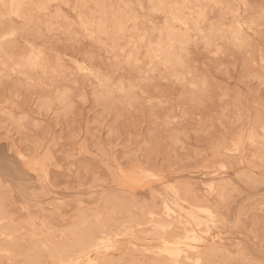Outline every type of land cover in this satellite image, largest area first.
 <instances>
[{"label": "rangeland", "instance_id": "obj_1", "mask_svg": "<svg viewBox=\"0 0 264 264\" xmlns=\"http://www.w3.org/2000/svg\"><path fill=\"white\" fill-rule=\"evenodd\" d=\"M27 1L0 0V264H264V0Z\"/></svg>", "mask_w": 264, "mask_h": 264}, {"label": "bare ground", "instance_id": "obj_2", "mask_svg": "<svg viewBox=\"0 0 264 264\" xmlns=\"http://www.w3.org/2000/svg\"><path fill=\"white\" fill-rule=\"evenodd\" d=\"M9 1H10V0H9ZM28 1L30 2V0H28ZM28 1H27V3H29ZM32 1L34 2V0H32ZM44 1H45V0H44ZM46 1H47V0H46ZM61 1H62V0H61ZM73 1H74V0H73ZM95 1H96V0H95ZM98 1H99V0H98ZM111 1H112V0H111ZM114 1H115V0H114ZM114 1H113V2H114ZM116 1H117V0H116ZM124 1H125V0H123V3H124ZM126 1H127V0H126ZM153 1H154V0H153ZM164 1H165V0H164ZM176 1H177V0H176ZM176 1H175V2H176ZM187 1H188V0H187ZM189 1L191 2V0H189ZM189 1H188L187 3H190ZM196 1H197V0H196ZM199 1H200V0H199ZM205 1H206V0H205ZM229 1H230V0H229ZM232 1H233V0H232ZM246 1H247V0H246ZM4 2L6 3V1H4ZM4 2H3V3H4ZM62 2H63V1H62ZM66 2H67V1H66ZM68 2H69V1H68ZM96 2H97V1H96ZM107 2H108V1H107ZM113 2H112V3H113ZM165 2L167 3V1H165ZM170 2H171V1H170ZM172 2H173V0H172ZM224 2H225V1H224ZM234 2H235V1H234ZM5 3H4V4H5ZM8 3H9V2H8ZM8 3H7V4H8ZM34 3H35V2H34ZM45 3H47V2H45ZM63 3H64V2H63ZM99 3H101V1H100ZM119 3H120V2H119ZM123 3H121V5H122ZM132 3H133V2H132ZM144 3H145V2H144ZM144 3H143V4H144ZM180 3H183V2L180 1ZM231 3H232V2H231ZM1 4H2V3H1ZM10 4H11V3H9L8 6H9ZM12 4H13V3H12ZM24 4H25V3H24ZM31 4H32V3H31ZM35 4H37V3H35ZM61 4H62V3H61ZM61 4H60V6H61ZM66 4H67V3H65V5H66ZM74 4H75V2L73 3V5H72L71 8H73ZM105 4H106V3H105ZM113 4H114V3H113ZM115 4H116V3H115ZM129 4H130V3H129ZM146 4H147V3H146ZM154 4H155V3H154ZM169 4H174V3H169ZM178 4H179V1H178ZM178 4H177V5H178ZM196 4H197V3H196ZM228 4L230 5V3H228ZM245 4H247V3H245ZM5 5H6V4H5ZM32 5H33V4H32ZM46 5H47V4H46ZM52 5H53V4H51V6H52ZM98 5H99V4H98ZM100 5H101V4H100ZM111 5H112V4H110L109 7H111ZM118 5H119V4H118ZM127 5H128V4H126V6H127ZM134 5H135V4H134ZM139 5H140V4H139ZM185 5H186V4H185ZM187 5H188V4H187ZM192 5H193V4H192ZM232 5H235V4L232 3ZM232 5H230V6H232ZM247 5H248V4H247ZM2 6H3V4H2ZM27 6H28V5H27ZM48 6H50V5H48ZM51 6H50V8H51ZM122 6H123V5H122ZM141 6H143V5H141ZM144 6H145V4H144ZM144 6H143V7H144ZM149 6H150V5H149ZM193 6L195 7V5H193ZM230 6H229V7H230ZM244 6H246V5H244ZM250 6H251V5L249 4V7H250ZM252 6H253V5H252ZM4 7H5V6H4ZM24 7H25V6H24ZM29 7H32V6L30 5ZM33 7H34V5H33ZM33 7H32V8H33ZM58 7H59V6H58ZM74 7H75V6H74ZM115 7H117V6H115ZM155 7H156V6H155ZM174 7H175V6H174ZM174 7H173V8H174ZM183 7H186V6H183ZM229 7H228V10H229ZM232 7H234V6H232ZM232 7H231V8H232ZM246 7H247V6H246ZM249 7H248V8H249ZM2 8H3V7H2ZM8 8H9V7H8ZM8 8L6 7L7 10H8ZM27 8H28V7H27ZM32 8L29 9L30 12L33 11ZM34 8H36V7H34ZM48 8H49V7H48ZM60 8H61V7H60ZM123 8H125V7H123ZM130 8H132V9H133V8L136 9L134 6H133V7L131 6ZM145 8H146V6H145ZM173 8H172V9H173ZM188 8H189V7H188ZM231 8H230V9H231ZM248 8H245L244 11L246 12V10H247ZM6 9H5V11H6ZM24 9H25V8H24ZM57 9H59V8H57ZM61 9H62V8H61ZM101 9H104V8H100V10H101ZM132 9H128V10H131V11H132ZM142 9H143V8H142ZM142 9H141V10H142ZM162 9H163V8H162ZM166 9H167V7H165V12H167ZM176 9H177V8H176ZM184 9L187 10L186 8H184ZM189 9H190V8H189ZM236 9H237V8H236ZM243 9H244V8H243ZM251 9H253V8H251ZM10 10H11V9H9L8 11H10ZM13 10H14V9H13ZM25 10H26L27 12H29L27 9H25ZM25 10L23 11V9H22V12H25ZM48 10H50V9H48ZM70 10H71L70 12H72V9H70ZM117 10H118V12H119V8H117ZM147 10H148V9H147ZM150 10H151V9H150ZM159 10H160V9H159ZM191 10H193V9L191 8ZM224 10H225V8H224ZM37 11H38V10H37ZM37 11L35 10V12H37ZM58 11H59V10H57V12H58ZM113 11H114V9H113ZM123 11H124V10H123ZM126 11H127V9L125 10V12H126ZM131 11H128V13L131 12ZM133 11H134V10H133ZM133 11H132V12H133ZM137 11H138V10H137ZM156 11H157V9H156ZM174 11H175V9H174ZM182 11H183V10H182ZM234 11H235V10H234ZM22 12H19V13L21 14ZM43 12H44V11H43ZM50 12H51V10H50ZM106 12H107V11H106ZM115 12H116V11H115ZM170 12H171V11H170ZM183 12H184V11H183ZM38 13H40V12L38 11ZM48 13H49V12H48ZM53 13H54V12H53ZM58 13H59V12H58ZM93 13H94V12H93ZM104 13H105V11H104ZM150 13H152V12H150ZM153 13H154V12H153ZM175 13H176V11L174 12V14H175ZM4 14H6V13H4ZM26 14H27V13H26ZM26 14H25V16H26ZM29 14L31 15L30 17H32V18L35 17V16H34V17L32 16L33 13H32V14L29 13ZM46 14H47V13H46ZM49 14H50V13H49ZM59 14H62V13H59ZM90 14H91V16H92L91 11H90ZM95 14H97V13L95 12ZM99 14H100V13H99ZM137 14H138V13H137ZM182 14H183V13H182ZM186 14H187V13H186ZM186 14H185V15H186ZM35 15H36V14H35ZM42 15H43V14H42ZM44 15H45V14H44ZM62 15L64 16V14H62ZM73 15H74V14H73ZM75 15H76V14H75ZM81 15H82V14H81ZM102 15H104V14H102ZM116 15H117V14H116ZM177 15H178V14H177ZM250 15H251V14H250ZM250 15H249V16H250ZM21 16H22V19H23V15H21ZM25 16H24V18L27 19V17H25ZM66 16H67V15H66ZM79 16H80V15H79ZM91 16H90V17H91ZM93 16H94V15H93ZM111 16H112V13H111V15H110V19H109V21H106V20L104 19V20L107 22L108 27H111L112 25H114V24L109 25V22L111 23V21H110V20H111ZM125 16H126V14H125ZM137 16H138V15H137ZM183 16H184V14H183ZM203 16H204V15H203ZM247 16H248V15H247ZM249 16H248V17H249ZM49 17H50V19H52V16H51V15H49ZM49 17H48V18H49ZM60 17L63 18L61 15H60ZM74 17H75V16H74ZM90 17H89V18H90ZM104 17H105V15H104ZM122 17H124V16L122 15ZM130 17H131V16H130ZM167 17H168V16H167ZM181 17H182V16H181ZM184 17H185V16H184ZM184 17H182V18H184ZM236 17H238V16H236ZM241 17H243V16H241ZM260 17H262V16L260 15ZM35 18H36V19H38V18L40 19L39 16H38V18H37V16H36ZM67 18H68V16H67ZM69 18H70V17H69ZM89 18H88V19H89ZM92 18H93V17H92ZM98 18H100L99 15H98ZM98 18H97V19H98ZM101 18H103V16H102ZM169 18H170V17H169ZM25 19H24V20H25ZM44 19H45V17H44ZM44 19L42 18L41 21H43ZM55 19H56V18H54V20H55ZM65 19H66V18H65ZM70 19H74V18H70ZM77 19H78V18H77ZM97 19H94V20L97 21ZM106 19L108 20V18H106ZM137 19H138V17H137ZM141 19H142V18H141ZM166 19H167V18H166ZM193 19H194V18H193ZM236 19H237V18H236ZM258 19H260V18H258ZM28 20H29V17H28ZM30 20H35V19H30ZM54 20H53V21H54ZM61 20H62V19L57 20V21H61ZM92 20H93V19H92ZM102 20H103V19H102ZM128 20H129V19H128ZM167 20H168V19H167ZM178 20H179V17H178ZM255 20H256V18H255ZM263 20H264V18H263ZM6 21H7V26H8V24H9L11 21H14V20L9 21V23H8V20H6ZM35 21H36V20H35ZM35 21H34V22H35ZM44 21H47V19L44 20ZM51 21H52V20H49V21H47V22H51ZM55 21H56V20H55ZM57 21H56V22H57ZM63 21H64V19H63ZM72 21H74V20H72ZM96 21H94V22H96ZM105 21H104V22H105ZM112 21H113V20H112ZM241 21H242V20H241ZM4 22H5V21H4ZM29 22H30V21H29ZM39 22H40V21H39ZM56 22H55V23H56ZM65 22H69V21L66 20ZM70 22H71V20H70ZM70 22H69V23H70ZM77 22H78V21H77ZM106 22H105V23H106ZM114 22H116V19H115ZM114 22H112V23H114ZM133 22H134V21H133ZM140 22H143V21H140ZM190 22H192V21H190ZM232 22H234V21H232ZM252 22H254V21L252 20ZM255 22H257V21H255ZM259 22H261V24L264 23V22L262 23V19H261ZM15 23H16V22L14 21V24H15ZM32 23H33V22H32ZM32 23H30V24H32ZM37 23H38V22H37ZM37 23L35 22V24H37ZM42 23H43V22H42ZM44 23H46V22H44ZM52 23H53V22H52ZM58 23H59V22H58ZM69 23H65V24H69ZM84 23L86 24V22H84ZM88 23H89V22H88ZM138 23H139V22H138ZM143 23H144V22H143ZM166 23H167V22H166ZM188 23H189V22H188ZM198 23H199V22H198ZM244 23H247V22L245 21ZM38 24H39V23H38ZM49 24H50V23H49ZM53 24H54V23H53ZM62 24H64V23H63V22L60 23V25H62ZM76 24H78V26H79L80 23H76ZM76 24H75V25H76ZM91 24H92V23H91ZM95 24H97V23H95ZM124 24H125V23H124ZM126 24H127V23H126ZM126 24H125V25H126ZM133 24H134V23H133ZM133 24H131V25H133ZM139 24H140V23H139ZM167 24H169V23H167ZM170 24H171V23H170ZM174 24H175V23H174ZM191 24H192V23H191ZM191 24H190V25H191ZM229 24H230V23H229ZM255 24H256V23H255ZM17 25H18V24H17ZM51 25H52V24H51ZM55 25H56V24H55ZM71 25H72V24H71ZM135 25H136V24H135ZM135 25H134V26H135ZM143 25H144V24H143ZM193 25H194V24H193ZM215 25H216V24H215ZM220 25H221V24H220ZM263 25H264V24H263ZM18 26H19V25H18ZM63 26L66 27V25H63ZM69 26H70V24H69ZM69 26H68V29H69ZM90 26H91V25H90ZM126 26H127V25H126ZM134 26H133V27H134ZM162 26H163V25H162ZM173 26H175V25H173ZM187 26H189V25L187 24ZM217 26H218V25H217ZM228 26H229V25H228ZM246 26H247V25H246ZM257 26H260V25H257ZM261 26H262V25H261ZM2 27H3V26L1 25V28H2ZM8 27H9V26H8ZM15 27H16V26H15ZM71 27H72V26H71ZM75 27H76V26H75ZM92 27H93V26H92ZM95 27H97V26H95ZM106 27H107V26H106ZM113 27H114V26H112L111 29H113ZM115 27H116V26H115ZM131 27H132V26H131ZM136 27L138 28V27H140V26L136 25ZM141 27H142V26H141ZM164 27H165V26H164ZM166 27H167V26H166ZM175 27H176V26H175ZM193 27H194V26H193ZM193 27H192V29H193ZM211 27H212V26H211ZM213 27H214V26H213ZM218 27H219V26H218ZM251 27H252V26H251ZM1 28H0V29H1ZM13 28H14V27H13ZM16 28H17V27H16ZM58 28H59V27H58ZM78 28H79V27H78ZM153 28H154V27H153ZM160 28H163V27H160ZM195 28H196V27H195ZM195 28H194V29H195ZM214 28H216V27H214ZM219 28H220V27H219ZM233 28H234V27H233ZM7 29H8V28H7ZM56 29H57V28H56ZM64 29H65V28H64ZM64 29H63V30H64ZM74 29H75V28H74ZM107 29H108V28H107ZM111 29H110V30H111ZM128 29H129V27H127V31H128ZM134 29H135V28H134ZM140 29H142V28H140ZM154 29H155V28H154ZM156 29H157V28H156ZM166 29H167V28H166ZM172 29H173V27H172ZM188 29H189V28H188ZM246 29H247V28H246ZM19 30H21V29H19ZM65 30H66V29H65ZM69 30H70V29H69ZM69 30H68V31H69ZM72 30H73V28H72ZM80 30H81V29H80ZM88 30H90V29L88 28ZM137 30H139V29H137ZM161 30H162V29H161ZM163 30H164V28H163ZM163 30H162V32H163ZM214 30H215V29H214ZM233 30L236 31V29H233ZM1 31H2V30H1ZM84 31H85V30H84ZM90 31H92V30H90ZM102 31H103V30H102ZM111 31H113V30H111ZM129 31H130V30H129ZM129 31H128L127 33H129ZM134 31H135V30H134ZM141 31H142V30H141ZM153 31H154V30H153ZM159 31H160V30H159ZM182 31H183V30H182ZM222 31H223V30H222ZM241 31H243V30H241ZM245 31H246V30H245ZM256 31H257V30H256ZM259 31H260V30H259ZM259 31H258V32H259ZM18 32L20 33V31H18ZM72 32L74 33L75 31H72ZM94 32H96V30H95ZM106 32H107V34H108L109 31L107 30ZM115 32H116V31H115ZM200 32H201V31H200ZM229 32H230V30H229ZM236 32H237V31H236ZM260 32H261V31H260ZM4 33H5V32H4ZM77 33H78V32L74 33L73 36L75 37V34H77ZM96 33H97V32H96ZM109 33H110V32H109ZM111 33H112V32H111ZM111 33H110V34H111ZM113 33H114V31H113ZM118 33H119V32H118ZM139 33H140V31H139ZM152 33H153V32H152ZM156 33H157V31H156ZM173 33H174V32H173ZM203 33H204V32H203ZM238 33H239V32H238ZM243 33H244V32H243ZM261 33H262V32H261ZM1 34H3V33L1 32ZM1 34H0V36H1ZM79 34H80V33H79ZM79 34H78V35H79ZM104 34H105V33H104ZM132 34H133V35L135 34V36H133V37H136L135 40H137V36H136V34L139 35V34H138V31H136V32H134V33H132ZM132 34H131V35H132ZM140 34H141V33H140ZM158 34H159V33H158ZM158 34H156V35H158ZM164 34H165V32H164ZM244 34H245V33H244ZM244 34H242V35H244ZM248 34H249V33H248ZM82 35L85 36L86 34L83 33ZM101 35H102V34H101ZM115 35H116V34H115ZM142 35H144V32L142 33ZM160 35H161V34H160ZM160 35H159V36H160ZM166 35H168V34H166ZM177 35H178V34H177ZM207 35H208V37H210L209 34H207ZM207 35H206V36H207ZM211 35H212V34H211ZM213 35H214V34H213ZM217 35H218V34H217ZM220 35H221V34H220ZM242 35H240V38H242V39L245 38V37H243ZM253 35H254V34H253ZM258 35H259V34H257V36H258ZM84 36H83V37L81 36V37L84 38ZM106 36H107V35H106ZM108 36H109V35H108ZM129 36H130V35L128 34V37H129ZM146 36H147V35H146ZM149 36H150V35H148V37H149ZM151 36L153 37L154 35H151ZM159 36H156V37H159ZM180 36H181V35H180ZM180 36H179V37H180ZM191 36H192V35H191ZM202 36H203V35H202ZM204 36H205V35H204ZM223 36H224V35H223ZM236 36H238V35H236ZM241 36H242V37H241ZM20 37H21V36H20ZM85 37H86V36H85ZM110 37H111V35H110ZM123 37H125V36H123ZM139 37H140V35H139ZM152 37H151V38H152ZM156 37H153V39H155ZM162 37L164 38V35H163ZM162 37H161V38H162ZM176 37H177V36H176ZM176 37H175V39H176ZM188 37H189V36H188ZM198 37H200V35H199ZM212 37H213V36H211V38H209V41H210L211 39H213ZM215 37H216V36H215ZM219 37H221V36H219ZM259 37H260V35H259ZM79 38H80V36H79ZM79 38H78V36H77L76 39L78 40ZM112 38H113V37H112ZM112 38H109V39L112 41V40H113ZM117 38H118V37H117ZM131 38H132V36H131ZM149 38H150V37H149ZM161 38H159V39H161ZM163 38H162V40H164ZM170 38H173V36L170 37ZM177 38H178V37H177ZM228 38H229V37H228ZM8 39H9V38H8ZM72 39H73V37H72ZM74 39H75V38H74ZM95 39H96V36H95ZM114 39H116V38H114ZM118 39H119V38H118ZM118 39H117L116 41H118ZM147 39H148V38H147ZM173 39H174V38H173ZM173 39H172V40H173ZM183 39H185V38H183ZM186 39H187V38H186ZM188 39H189V38H188ZM215 39H218V38H215ZM238 39H239V38H238ZM242 39H241V42H242ZM262 39H263V38H262ZM10 40H12V39H10ZM10 40H9V41H10ZM13 40H14V38H13ZM15 40H16V38H15ZM15 40H14V41H15ZM17 40H18V35H17ZM19 40H20V39H19ZM83 40H84V39H83ZM101 40H102V39H101ZM126 40L128 41L127 37H126ZM129 40H130V39H129ZM144 40H146V39H144ZM151 40H152V39H151ZM169 40H171V39H169ZM180 40H181V39H180ZM201 40H202V38H201ZM246 40L248 41V39H246ZM4 41H5V40H4ZM79 41H80V40H79ZM79 41H77V42H79ZM131 41H132V40H131ZM147 41H148V40H147ZM156 41H157V40H156ZM156 41L154 40L155 43H156ZM165 41H166V40H165ZM174 41H175V40H174ZM196 41H197V40H196ZM218 41H219V40H218ZM218 41H216V42H218ZM221 41H223V39H221ZM232 41L234 42V40H232ZM232 41H231V39H230V41H229L228 43H231ZM244 41H245V40H244ZM244 41H243V42H244ZM0 42H2V40H1ZM81 42H82V41H81ZM81 42H80V43H81ZM114 42H115V41H114ZM114 42H112V43H114ZM128 42H129V41H128ZM135 42H136V41H135ZM145 42H146V41H145ZM145 42H144V43H145ZM149 42H150V41H149ZM152 42H153V41H152ZM201 42H202V41H201ZM207 42H208V41H207ZM248 42H249V41H248ZM248 42H247V43H248ZM5 43H6V41H5ZM8 43H9V42H8ZM20 43H21V42H20ZM84 43H85V42H84ZM93 43H94V42H93ZM93 43H91V44H93ZM96 43H97V42H95L94 44H96ZM99 43H100V42H99ZM115 43L118 44L117 42H115ZM125 43H126V41H125ZM133 43H134V42H133ZM150 43H151V42H150ZM166 43H167V42H166ZM183 43H184V42H183ZM198 43H199V42H198ZM198 43H197V44H198ZM210 43H211V41H210ZM212 43H214V42H212ZM225 43H226V42H225ZM234 43H235V42H234ZM238 43H239V42H238ZM72 44H73V42H72ZM116 44H114L115 47H116ZM121 44H122V47H123V46H124V43H121ZM121 44H120V46H121ZM153 44H154V43H153ZM164 44H165V43H164ZM164 44H163V45H164ZM181 44H182V43H181ZM188 44H189V43H188ZM204 44H205V43H204ZM218 44H219V43H218ZM4 45H6V44H4ZM20 45H22V44H20ZM20 45H19V46H20ZM74 45H75V44H74ZM74 45H73V46H74ZM76 45L78 46V44H76ZM86 45H87V44H86ZM133 45H134V44H133ZM145 45H148V44L146 43ZM198 45H199V44H198ZM209 45H210V44H209ZM212 45H213V44H212ZM220 45H221V43H220ZM230 45H232V44H230ZM241 45H242V44H241ZM245 45H246V44H245ZM16 46H17V45H16ZM19 46H18V47H19ZM22 46H23V45H22ZM70 46H71V45H70ZM81 46H83V42H82V45H80V47H81ZM96 46H97V44H96ZM100 46H102V45H100ZM105 46H107V45H105ZM105 46H102L103 49H104ZM143 46H144V45H143ZM148 46H149V45H148ZM151 46H152V45H151ZM151 46H150V47H151ZM154 46H155V45H154ZM161 46H162V44H161ZM227 46H228V44H227ZM252 46H253V45H252ZM75 47H76V46H74V47L72 48V50H75ZM80 47H79V48H80ZM89 47H90V46H89ZM93 47H94V46H93ZM97 47H98V46H97ZM102 47H100V49H101ZM141 47H142V46H141ZM146 47H147V46H146ZM150 47H149V48H150ZM155 47H156V46H155ZM225 47H226V46H225ZM225 47H224V48H225ZM3 48H4V47H3ZM5 48H6V47H5ZM5 48H4V49H5ZM7 48H8V47H7ZM20 48H21V47H20ZM20 48H19V49H20ZM83 48H84V47H83ZM85 48H86V47H85ZM108 48H109V47H108ZM110 48H111V47H110ZM136 48H137V46H136ZM152 48H153V47H152ZM172 48H173V47H172ZM177 48H178V47H177ZM182 48H183V47H182ZM186 48H187V47H186ZM252 48H253V47H252ZM255 48H256V46H255ZM255 48H254V49H255ZM4 49H3V51H5ZM91 49H92V48H91ZM128 49H129V48H128ZM150 49H151V48H150ZM162 49H163V48H162ZM184 49H185V48H184ZM211 49H212V48H211ZM222 49H223V48H222ZM238 49H239V47H238ZM17 50H18V48H17ZM20 50H21V49H20ZM77 50H78V49H77ZM77 50H76V51H77ZM82 50H83V49H82ZM89 50H90V48H88V51H89ZM106 50H107V49L105 48V51H106ZM113 50H114V49H113ZM126 50H127V49H126ZM130 50H132V48H130ZM130 50H128V51L130 52ZM168 50H169V48H168ZM168 50H167V51H168ZM174 50H175V52L172 50V51L174 52V53L172 52L173 54L178 53V52L176 51V47H175ZM177 50H178V49H177ZM185 50H186V49H185ZM185 50H184V53H185ZM208 50H209V49H208ZM241 50H242V49H241ZM241 50H239V51H241ZM8 51H10V50L8 49ZM8 51L6 50L4 53L7 54ZM14 51H15V50H14ZM80 51H81V50H80ZM85 51H86V50H85ZM85 51L83 50V53L81 52L82 56H85V54H86ZM91 51H93V49H92ZM94 51H95V50H94ZM96 51L98 52L97 48H96ZM96 51H95V52H96ZM107 51H108V50H107ZM110 51H112V50H110ZM115 51H116V50H114V53H115ZM117 51H118V50H117ZM117 51H116V52H117ZM146 51H147V50H146ZM153 51H154V50H153ZM213 51H215V50H213ZM220 51H221V50H220ZM223 51H224V50H223ZM223 51H222V52H223ZM18 52H19V51H18ZM18 52H17V53H18ZM20 52H21V51H20ZM20 52H19V53H20ZM74 52H75V51H74ZM84 52H85V54H84ZM101 52H102V50H101ZM101 52H100V53H101ZM118 52H122V51H118ZM118 52H117V53H118ZM132 52H133V50H132ZM135 52H136V50H135ZM162 52H163V51H162ZM170 52H171V51H170ZM12 53H13V52H11L10 57L13 56ZM22 53H23V52H22ZM35 53H36V52H35ZM68 53H69V52H68ZM70 53H71V52H70ZM76 53H77V52H76ZM87 53H89V52H87ZM98 53H99V52H98ZM117 53L114 54V57H117V56H115ZM146 53H148V52H146ZM167 53H168V52H167ZM167 53H166V54H167ZM184 53H183V54H184ZM196 53H197V52H195V54H196ZM219 53H220V52H219ZM8 54H9V53H8ZM71 54H73V53H71ZM107 54L109 55L110 53L108 52V53H106V55H107ZM118 54H119V55H118ZM118 54H117V55L120 56V53H118ZM135 54H136V53H135ZM144 54H145V53H144ZM149 54H150V53H149ZM166 54H163V56L166 55ZM168 54H169V53H168ZM183 54L180 53V57H181V55H183ZM17 55H18V54H17ZM17 55H16V56H17ZM20 55H21V54H20ZM20 55H19V56H20ZM22 55H24V54H22ZM37 55H38V54H37ZM79 55H80V54H79ZM87 55H89L88 57H90V55H92V54H87ZM93 55H94V53H93ZM125 55H126V54H125ZM155 55H157V54H155ZM170 55H171V54H170ZM170 55H169V58L171 59L172 57H170ZM177 55H178V54H177ZM3 56H4V55H3ZM19 56H17L18 58H17V57H16V58L18 59L17 61H18V62L20 63V65H21V63H23V62H22V61H19ZM70 56H71V55H70ZM72 56H73V55H72ZM75 56H76V55H75ZM82 56H81V57H82ZM96 56H97V55H96ZM122 56H123V54H122ZM133 56H134V52H133ZM160 56H161V55H160ZM166 56H167V55H166ZM4 57H5V56H4ZM10 57H9V58H10ZM77 57H79V56L77 55ZM88 57L86 56L85 59L88 58ZM92 57H93V56H92ZM92 57H91V59H90V58H89V59L92 60ZM99 57H100V56H99ZM106 57H107V56H106ZM106 57H105V58H106ZM125 57H127V55H126ZM174 57H176V56L174 55ZM13 58H14V56H13ZM23 58H24V57H23ZM100 58H101V57H100ZM103 58H104V57H102V59H103ZM132 58H133V57H132ZM158 58H159V56H158ZM1 59H2V56H1ZM14 59H15V58H14ZM80 59H81V58H80ZM82 59H83V58H82ZM102 59H99V60L96 59V60L100 61V60H102ZM108 59H109V57H108ZM110 59H111V57H110ZM114 59H115V58H114ZM114 59H112V60H113V61H116V59H115V60H114ZM128 59H129V58H128ZM146 59H147V58H146ZM160 59H162V58H160ZM173 59H174V58H173ZM173 59H171V60H173ZM6 60H7V59H6ZM86 60H87V59H86ZM104 60H106V59H104ZM122 60H123V64H124V63L126 62V61H125L126 59H123V58H122ZM134 60H135V59H134ZM134 60H133L132 62H134ZM139 60H140V58L137 59V61H139ZM164 60H165V59H164ZM167 60H169V59H167ZM176 60H178V59H176ZM14 61H15V60H14ZM83 61H84V60H83ZM93 61H95L94 58H93ZM109 61H110V60H108V63H109ZM117 61H118V60H117ZM119 61L121 62V60H119ZM119 61H118V62H119ZM128 61H130V60H128ZM174 61H175V60H174ZM174 61H173V63H174ZM193 61H194V60H193ZM193 61H191V66H192V68H194V67H193L194 64L192 65ZM4 62H5V61H4ZM8 62H9V61H8ZM88 62H89V61H88ZM95 62H96V61H95ZM100 62H101V61H100ZM103 62H104V61H103ZM130 62H131V61H130ZM130 62H129V63H130ZM145 62H146V61H145ZM147 62H148V61H147ZM158 62H159V61H158ZM176 62H178V61H176ZM0 63H1V62H0ZM14 63L17 64L16 61H15ZM91 63H92V62H91ZM93 63H94V62H93ZM110 63H112V62H110ZM121 63H122V62H121ZM161 63H162V62H161ZM164 63H165V62H164ZM194 63H195V61H194ZM1 64H2V63H1ZM6 64H7V62H6ZM95 64H96V63H95ZM101 64H102V63H101ZM103 64H104V63H103ZM114 64H115V63H114ZM116 64H117V63H116ZM116 64H115V65H116ZM127 64H128V62H126V64H125L126 67H127ZM168 64H169V63H168ZM171 64H172V61H171ZM12 65H13V64H12ZM23 65H24V64H23ZM23 65H22V66H23ZM72 65H73V64H72ZM93 65H94V64H93ZM93 65H92V66H93ZM104 65H105V69H107V68H108V67H106L107 64L105 63ZM104 65H103V67H104ZM119 65H120V64H119ZM121 65H122V64H121ZM121 65H120V66H121ZM135 65H136V64H135ZM141 65H142V64H141ZM147 65H149V63H148ZM152 65H153V64H152ZM155 65H156V64H155ZM177 65H178V66H181V64H180V65L177 64ZM182 65H183V63H182ZM1 66H3V65H1ZM13 66H14V65H13ZM108 66H109V64H108ZM110 66H111V65H110ZM113 66H114V65H113ZM136 66H138V65H136ZM139 66H140V64H139ZM170 66H171V65H170ZM172 66H173V64H172ZM172 66H171V68H172ZM174 66H176V64H174ZM183 66H184V65H183ZM189 66H190V65H189ZM93 67H95V66H93ZM122 67H123V65H122ZM128 67L132 68L131 66H128ZM134 67H135V66H134ZM148 67H149V66H148ZM151 67H153V66H151ZM96 68H97V66H96ZM100 68H101V67H100ZM109 68H110V67H109ZM111 68H112V67H111ZM113 68H114V67H113ZM137 68H138V67H137ZM143 68H144V65H143ZM154 68L156 69V67H154ZM166 68H167V66H166ZM169 68H170V67H169ZM169 68H168V69H169ZM173 68L176 70L175 67H173ZM178 68L180 69V67H177V69H178ZM183 68H184V67H183ZM186 68H188V66H187ZM195 68H196V67H195ZM195 68H194V69H195ZM105 69H104V70H105ZM132 69H133V68H132ZM134 69H136V68H134ZM144 69H146V68H144ZM149 69H150V68H149ZM151 69H152V68H151ZM158 69H159V68H158ZM174 69H172V71H175ZM189 69H190V67H189ZM196 69H197V68H196ZM107 70H108V69H107ZM153 70H154V69H153ZM170 70H171V69H170ZM181 70H182V69H180V73L183 74L184 72H181ZM72 71H73V70H72ZM77 71H78V70H77ZM93 71H95V70L93 69ZM96 71H97V70H96ZM111 71H112V70H111ZM134 71H135V72H134L133 74H134V75H135V74L137 75V73H136L137 70H134ZM139 71H143V70H140V69H139ZM139 71H137V72H139ZM148 71H149V70H148ZM148 71H147V69H146V73H147V74H148ZM163 71H164V70H163ZM163 71H162V72H163ZM182 71H185V70H182ZM192 71H193V69H192ZM73 72H74V71H73ZM127 72L130 73V71H127ZM157 72H158V71H157ZM190 72H191V71H190ZM97 73H98V72H97ZM107 73H108V72H107ZM129 73H128V75L130 76ZM139 73H141V72H139ZM139 73H138V74H139ZM143 73H145V72H143ZM149 73H150V71H149ZM159 73H160V72H159ZM159 73H158V74H159ZM178 73H179V71H178ZM185 73H186V72H185ZM187 73H189V72L187 71ZM187 73H186V74H187ZM192 73H193V72H191V74H192ZM73 74H74V73H73ZM82 74H83V73H82ZM86 74H87V73H85V75H86ZM102 74H103V73H102ZM102 74H101V75H102ZM105 74H106V72H105ZM147 74H146V75H147ZM168 74H169V73H168ZM170 74H171V73H170ZM174 74H176V73H174ZM189 74H190V73H189ZM94 75H95V73H94ZM112 75H113V74H112ZM139 75H141V74H139ZM151 75H152V74H151ZM151 75H150V76H151ZM154 75H155V74H154ZM154 75L152 76L153 78H155ZM156 75H157V74H156ZM160 75H161V74H160ZM162 75H163V74H162ZM162 75H161V76H162ZM177 75H178V74H177ZM22 76H23V75H22ZM73 76H74V75H73ZM78 76H79V75H78ZM87 76H89V75H87ZM103 76H104V74H103ZM106 76H107V74H106ZM108 76H109V75H108ZM110 76H111V75H110ZM141 76H144V74L141 75ZM157 76H158V75H157ZM167 76H169V75H167ZM173 76H174V75H173ZM74 77H75V76H74ZM76 77H77V76H76ZM85 77H86V76H85ZM113 77H114V76H113ZM117 77H118V76H117ZM119 77H121V76H119ZM144 77H145V76H144ZM159 77H160V76H159ZM159 77H158V79L160 80V78H162V77H160V78H159ZM164 77H166V76H164ZM180 77H181V75H180ZM184 77L186 78L185 75H184ZM188 77H189V76H188ZM188 77H187V79L189 80L192 76H190V78H188ZM72 78H73V77H72ZM80 78L83 79V77H80ZM88 78H89V77H88ZM97 78H98V77H97ZM100 78L102 79V77H100ZM110 78H111V77H110ZM121 78H122V77H121ZM123 78H124V77H123ZM125 78H127V77H125ZM137 78H138V77H137ZM149 78H151V77H149ZM153 78H152L151 80H153ZM177 78H178V77H176V79H177ZM185 78H184V79H185ZM192 78H193V77H192ZM94 79H95V78H94ZM101 79H99V80H101ZM115 79H116V78H115ZM115 79H114L113 81H115ZM131 79H132V78H131ZM131 79H130V82H131ZM138 79H140V78H138ZM141 79H142V78H141ZM146 79H147V78H146ZM146 79L144 78V79H142V80H146ZM156 79H157V78H156ZM174 79H175V78H174ZM181 79H182V78H181ZM187 79H186V83H187ZM102 80H104V79H102ZM126 80H127V79H126ZM134 80L136 81V79H134ZM134 80H133V83H134ZM190 80H191V79H190ZM190 80H189V81H190ZM75 81H76V80H75ZM85 81H86V78H85ZM96 81L98 82V80H96ZM104 81L106 82V80H104ZM104 81H103V82H104ZM117 81H118V80H117ZM138 81H139V80H138ZM147 81H148V80H147ZM161 81H162V80H161ZM167 81H169V80H167ZM173 81H175V80H173ZM87 82H88V81H87ZM123 82L126 83L127 81L125 82L124 79H123ZM139 82H140V81H139ZM139 82H138V83H139ZM145 82H146V81H145ZM151 82H152V81H151ZM157 82H158V80H157ZM165 82H166V80H165ZM110 83H112V82H110ZM118 83H120V82H118ZM140 83H141V82H140ZM142 83H143V81H142ZM142 83H141V84H142ZM171 83H172V82H171ZM183 83H184V82L180 83L179 85H181V84H183ZM189 83H190V82H189ZM97 84H98V83H97ZM114 84H115V83H114ZM128 84H129V82L127 83V85H128ZM135 84H137V83H135ZM141 84H137V85L142 86ZM145 84H146V83H145ZM148 84H152V83H150V79H149ZM184 84H185V83H184ZM95 85H96V83H95ZM98 85H99V84H98ZM103 85H104V84H103ZM112 85H113V83H112ZM143 85H144V84H143ZM153 85H154V84H153ZM159 85H160V84H159ZM179 85H178V86H179ZM109 86H110V84H109ZM124 86H125V85H124ZM129 86H131V84H130ZM129 86H128V87H129ZM146 86H147V85H146ZM151 86H152V85H151ZM155 86H156V84H155ZM155 86H154V88H155L156 90H157V88L160 87V86H157V88H156ZM181 86H182V85H181ZM183 86H185V85H183ZM100 87H101V86H100ZM100 87H96V88L100 89ZM106 87H108V85H106ZM106 87H105L104 89L107 91V88H106ZM112 87H113V86H112ZM128 87H127V90H128ZM131 87H132V86H131ZM131 87H129V89H130ZM137 87H138V86H137ZM144 87H145V85H144ZM163 87H164V86H163ZM163 87H162V88H163ZM179 87H180V86H179ZM186 87H188V90H189V86H185V88H186ZM108 88H109V87H108ZM118 88H119V86H118ZM120 88H121V87H120ZM139 88H140V87H139ZM141 88L143 89V87H141ZM162 88H161V89H162ZM165 88H166V87H165ZM182 88H184V87H182ZM185 88H184V89H185ZM192 88H193V87H192ZM113 89H114V88H113ZM116 89H117V88H116ZM124 89H125V88H124ZM131 89H132V88H131ZM144 89H145L144 91L148 90L147 87L144 88ZM151 89H152V88H151ZM186 89H187V88H186ZM186 89H185V90H186ZM109 90H111V86H110V89H108V91H107L108 93L110 92ZM153 90H154V89H153ZM158 90H159V89H158ZM158 90H157V91H158ZM185 90H184V91H185ZM192 90H193V89H192ZM197 90H198V92L195 93V90H194V93H195V94L198 93V95H201V94H199V89H197ZM197 90H196V91H197ZM121 91H122V90H121ZM131 91H133V90H131ZM131 91H129V92H131ZM136 91H137V90H136ZM136 91H135V94H137ZM150 91H151V90H150ZM154 91H155V90H154ZM163 91H164V88H163ZM169 91H171L170 88H169ZM169 91H166L165 93L168 95V92H169ZM189 91H191V90H189ZM97 92H98V91H97ZM99 92L101 93V91H99ZM102 92H103V91H102ZM112 92H113V91H112ZM114 92H115V90H114ZM116 92H117V91H116ZM138 92H139V91H138ZM152 92H153V91H152ZM159 92H161V91L159 90ZM171 92H172V91H171ZM100 93H98V94H100ZM103 93L107 95L106 92H103ZM118 93H119V90H118ZM118 93H117V95H118ZM139 93H140V92H139ZM139 93H138V94H139ZM143 93H144V92H143ZM147 93H148V92H147ZM153 93H154V92H153ZM157 93H158V92H157ZM157 93H156V94H157ZM165 93H163V94H165ZM172 93H173V92H172ZM181 93H182V95H183L182 90H181ZM184 93H185V92H184ZM189 93H191V92H189ZM194 93H192V94H194ZM204 93H205V92H204ZM98 94H97V95H98ZM110 94H111V93H110ZM123 94H124V93H123ZM123 94H122V95H123ZM132 94H134V93L132 92ZM145 94H146V93H145ZM148 94H149V95H152V93H148ZM148 94H147V95H148ZM154 94H155V93H154ZM163 94H162V96H163ZM169 94H170L169 96H173V95H171V93H169ZM185 94H186V93H185ZM106 95H105V96H106ZM108 95H109V94H108ZM108 95H107V96H108ZM119 95H120V93H119ZM122 95H121V96H122ZM130 95H131V93H130ZM149 95H148V96H149ZM157 95H158V94H157ZM159 95H161V93H160ZM179 95H180V94H179ZM179 95H178V96H179ZM186 95L188 96V93H187ZM186 95H185V96H186ZM198 95H197V97H198ZM98 96H99V95H98ZM109 96H111V95H109ZM123 96L126 97L125 94H124ZM136 96H139V95H136ZM136 96H132V98H133V97L135 98ZM141 96H142V95H141ZM144 96H145V95H144ZM153 96H155V95H153ZM183 96H184V95H183ZM187 96H186V97H187ZM194 96L196 97V95H194ZM203 96H204V95H202V96H200V97H203ZM101 97H102V96H101ZM114 97H115V95H114ZM116 97H117V96H116ZM118 97H119V96H118ZM118 97H117V99H118ZM124 97H122V98H124ZM150 97H151V96H149L148 98H150ZM174 97H175V94H174ZM180 97H181V96H180ZM190 97H191V95H190ZM190 97H189V98H190ZM205 97H206V95H205ZM99 98H100V97H99ZM120 98H121V97H120ZM120 98H119V100H120ZM130 98H131V97H130ZM139 98H140V97H139ZM139 98L136 97V99H139ZM155 98H156V96H155ZM166 98L168 99L167 96H166ZM177 98H178V97H177ZM191 98H192V97H191ZM105 99H106V98H105ZM107 99H108V98H107ZM111 99H112V98H111ZM111 99H110V100H111ZM113 99H114V98H113ZM113 99H112V100H113ZM124 99H125V98H124ZM124 99H123V100H124ZM126 99H127V98H126ZM136 99H135V100H136ZM180 99H182V98H180ZM184 99H185V98H184ZM186 99H187V98H186ZM186 99H185V100H186ZM99 100H100V99H99ZM99 100H98V101H99ZM114 100H115V99H114ZM129 100H130V99H129ZM190 100H191V99H190ZM193 100H194V99H193ZM105 101H106V100H105ZM107 101H108V100H107ZM131 101H132V99H131ZM131 101H130V102H131ZM191 101H192V100H191ZM163 109H164V108H163ZM159 110H160V109H159ZM161 111H162V110H161ZM164 111H165V110H164ZM237 151H238V150H237ZM250 157H251V156H250ZM247 158H248V156H247ZM4 159H6V158H4ZM45 160H46V159H45ZM231 160H233V159H231ZM234 161H235V159H234ZM234 161H233V162H234ZM238 161H239V160H238ZM178 181H179V180H178ZM177 183H178V182H177ZM179 183H180V182H179ZM179 183H178V184H179ZM183 183H185V182H183ZM176 186H177V184H176ZM179 187H181V186H179ZM179 187H178V188H179ZM185 187H186V186H185ZM188 188H191V187L189 186ZM151 189H152V188H151ZM179 189H180V188H179ZM191 190H192V188H191ZM148 191H149V190H148ZM182 191H183V189H182ZM146 192H147V191H146ZM187 192H188V191H187ZM192 192H193V191H192ZM192 192H191V193H192ZM149 193H150V192H149ZM183 194H184V193H183ZM183 194H181V196H182ZM32 195H33V194H32ZM187 196H188V195H187ZM191 196H192V195H191ZM188 197H189V196H188ZM200 198H201V197H200ZM159 199H160V198H159ZM188 199H189V198H188ZM191 199H192V197H191ZM191 199H190V200H191ZM198 199H199V198H198ZM180 200H181V199H180ZM184 200H185V199H184ZM184 200H183V201H184ZM187 201H188V200H187ZM159 202H160V201H159ZM188 202H189V201H188ZM100 203H101V202H100ZM197 203H198V202H197ZM153 205H154V204H153ZM101 206H102V205H101ZM204 207H205V206H204ZM83 208H84V207H83ZM76 209H77V207H76ZM160 209H161V208H160ZM78 210H79V209H78ZM143 210H144V209H143ZM160 211H161V210H160ZM160 211H159V212H160ZM154 212H155V211H154ZM159 212H158V213H159ZM72 213H73V212H72ZM158 213H157V214H158ZM160 213H161V212H160ZM160 213H159V214H160ZM154 214H155V213H154ZM58 215H59V214H57V216H58ZM142 215H143V213H142ZM71 216H73V214H72ZM71 216H69V217H71ZM77 217H78V216H77ZM171 217H172V216H171ZM176 217H177V215H176ZM46 218H47V217H46ZM53 218H54V217H53ZM154 218H155V217H154ZM48 219H49V217H48ZM54 219H55V218H54ZM57 219H58V218H57ZM69 219H70V218H69ZM95 219H96V218H95ZM1 220H2V218H1ZM171 220H172V219H171ZM181 220H182V219H181ZM206 220H207V219H206ZM67 221H68V220H67ZM50 222H51V221H50ZM77 222H78V221H77ZM170 222H171V221H170ZM48 223H49V222H48ZM58 223H59V222H58ZM49 224H51V223H49ZM52 225H53V223H52ZM56 225H57V224H56ZM56 225L54 224V227H55ZM61 225H62V223L60 224V227H61ZM71 225H72V224H71ZM99 225H100V224H99ZM262 225H263V224H261V226H262ZM3 226H4V225H3ZM67 226H68V225H67ZM102 226H103V225H102ZM112 226H113V225H112ZM174 226H175V225H174ZM21 227H23V226H21ZM57 227H58V226H57ZM60 227H59V228H60ZM92 228H94V227L92 226ZM176 228H177V227H176ZM257 228H258L257 230H259V228H262V227H259V226H258ZM11 229H12V228H11ZM47 229H48V228H47ZM49 229H50V228H49ZM51 229H52V228H51ZM53 229H54V228H53ZM106 229H107V228H106ZM172 229H173V228H172ZM179 229H180V228H179ZM255 229H256V228H255ZM12 230H13V229H12ZM17 230H18V229H17ZM54 230H55V229H54ZM83 230H84V229H83ZM153 230H154V229H153ZM193 230H194V229H193ZM44 231H45V230H44ZM113 231H114V229H113ZM181 231H182V228H181ZM196 231H197V230H196ZM45 232H46V231H45ZM73 233H74V232H73ZM96 233H97V232H96ZM168 233H169V232H168ZM175 233H177V232H175ZM180 233H181V232H180ZM55 234H56V233H55ZM254 234H255V233H254ZM254 234H253V235H254ZM58 235H59V234H58ZM69 235H70V234H69ZM69 235H68V236H69ZM130 236H132V235H130ZM255 236H256V235H255ZM258 237H259V236H258ZM58 238H59V237H58ZM131 238H132V237H131ZM134 238H135V237H134ZM84 239H85V238H84ZM219 239H220V238H219ZM249 239H250V238H249ZM2 240H3V239H2ZM6 240H7V239H6ZM43 240H44V239H43ZM26 241H27V240H26ZM71 241H72V240H71ZM101 241L103 242L104 240H100V242H101ZM187 241H188V240H187ZM257 241H258V243H259V240H257ZM19 242H20V241H19ZM56 242H60V241H56ZM84 242H85V241H84ZM253 242H255V241H253ZM263 242H264V241H263ZM26 243H27V242H26ZM258 243H256V244H258ZM17 244H18V243H17ZM30 244H31V243H30ZM216 244H217V243H216ZM254 244H255V243H254ZM10 245H11V244H10ZM18 245H19V244H18ZM22 245H23V244H22ZM24 245H25V244H24ZM228 245H229V244H228ZM262 245H263V244H262ZM3 246H4V245H3ZM26 246H27V245H26ZM102 246H103V245H102ZM178 246H179V245H178ZM182 246H184V245H182ZM188 246H189V245H188ZM258 246H259V245H258ZM27 247L29 248V246H27ZM202 247H203V246H202ZM217 247H218V246H217ZM227 247H228V246H227ZM260 247H262V246H260ZM30 248H31V246H30ZM188 248H190V247H188ZM192 248H193V247H192ZM204 248H205V247H204ZM218 248H219V247H218ZM220 248H221V247H220ZM229 248H230V245H229ZM244 248H245V246H244ZM20 249H21V248H20ZM242 249H243V248H242ZM257 249H258V247H257ZM262 249H264V248H262ZM25 250H26V249H25ZM154 250H155V249H154ZM230 250H231V249H230ZM230 250H229V251H230ZM233 250H234V249H233ZM246 250H247V248H246ZM171 251H172V250H171ZM180 251H181V250H179V252H180ZM15 252H16V251H15ZM18 252H19V251H18ZM26 252H27V251H26ZM36 252H37V251H36ZM173 252H174V251H173ZM245 252H246V251H245ZM248 252H249V251H248ZM174 253H175V252H174ZM232 253H234V251H233ZM21 254H22V253H21ZM216 254H217V253H216ZM224 254H225V253H224ZM245 254H246V253H245ZM16 255H17V254H16ZM177 255H179V254H177ZM209 255H210V254H209ZM221 255H223V254H221ZM233 255H234V254H233ZM247 255H248V254H247ZM12 256H13V255H12ZM42 256H43V255H42ZM42 256H41V257H42ZM46 256H47V255H46ZM110 256H111V255H110ZM44 257H45V255H44ZM115 257H116V256H115ZM117 257H118V256H117ZM149 257H150V256H149ZM211 257H212V256H211ZM217 257H219V256H217ZM217 257H216V258H217ZM242 257H243V256H242ZM245 257H247V256H245ZM250 257H251V256H250ZM176 258H177V257H176ZM189 258H190V256H189ZM222 258H223V257H222ZM147 259H148V258H147ZM149 259H150V258H149ZM152 259H154V258H152ZM206 259H207V258H206ZM206 259H205V260H206ZM223 259H224V258H223ZM237 259H238V258H237ZM247 259H248V258H247ZM252 259H253V258H252ZM16 260H17V259H16ZM129 260H130V262H131V259H129ZM138 260H139V258H138ZM150 260H151V259H150ZM214 260H215V259H214ZM249 260H251V259H249ZM3 261H4V260H3ZM141 261H142V260H141ZM159 261H160V260H159ZM207 261H208V259H207ZM211 261H212V260H211ZM215 261H216V260H215ZM237 261H238V260H237ZM254 261H255V260H254ZM17 262H18V261H17ZM19 262H20V261H19ZM23 262H25V261H23ZM26 262H28V261H26ZM41 262H42V261H41ZM45 262H46V261H45ZM50 262H51V261H50ZM127 262H128V261H127ZM144 262H145V261H143V263H144ZM203 262H204V261H203ZM219 262H220V261H219ZM238 262H239V261H238ZM3 263H5V262H3ZM43 263H44V261H43ZM43 263H42V264H43ZM48 263H49V262H48ZM125 263H126V262H124V264H125ZM145 263H146V262H145ZM148 263H149V262H148ZM160 263H161V262H160ZM209 263H210V262H208V264H209ZM227 263H228V261H227ZM229 263H230V262H229ZM233 263H234V262H233ZM239 263H240V262H239ZM19 264H20V263H19ZM127 264H128V263H127ZM193 264H194V263H193ZM210 264H212V263H210ZM221 264H222V263H221ZM236 264H237V263H236ZM243 264H248V263H243Z\"/></svg>", "mask_w": 264, "mask_h": 264}]
</instances>
